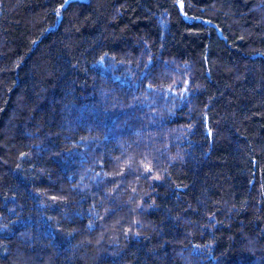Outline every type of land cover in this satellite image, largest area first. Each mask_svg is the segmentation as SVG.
<instances>
[{
  "label": "trees",
  "instance_id": "trees-1",
  "mask_svg": "<svg viewBox=\"0 0 264 264\" xmlns=\"http://www.w3.org/2000/svg\"><path fill=\"white\" fill-rule=\"evenodd\" d=\"M0 264H264V0H0Z\"/></svg>",
  "mask_w": 264,
  "mask_h": 264
}]
</instances>
